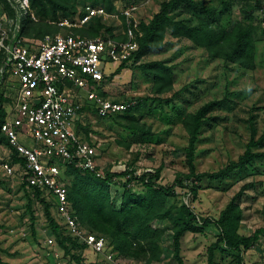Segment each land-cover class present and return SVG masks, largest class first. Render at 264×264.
Instances as JSON below:
<instances>
[{"label": "rangeland", "instance_id": "374dc122", "mask_svg": "<svg viewBox=\"0 0 264 264\" xmlns=\"http://www.w3.org/2000/svg\"><path fill=\"white\" fill-rule=\"evenodd\" d=\"M117 10L136 3L135 18L148 22L166 0H111ZM206 6L215 5L214 0H195ZM9 0L19 22L24 17L22 7L28 8V2ZM84 2L76 0L77 10ZM182 12V11H178ZM191 23L200 13L190 9L175 13L174 16ZM260 33L255 40L253 70L226 63L220 59H209L203 49L195 47L187 39H177L167 33L164 45L141 57L136 63L131 60L119 73L113 75L115 65L107 67L106 79L97 88L99 96L112 101H123L132 106L133 123L140 131L124 129L116 119H102L96 116L91 103L79 95L82 104L75 122L79 138L90 144L96 151V162L102 172L120 173L135 170L136 175L160 169L158 183L164 186L174 184L175 179L183 181L187 173L184 148L187 145V133L182 119L187 113L195 112L207 101L229 96L230 105L213 111L201 128L195 150L196 172H213L225 166L229 161L241 155L250 139L252 122L257 139L264 129V24L258 12L253 13ZM240 18L238 7L223 15L220 23H212L216 29L230 28ZM14 18L0 0V36L3 31L9 34L10 23ZM75 20V17L70 18ZM60 21V20H59ZM114 32H120L117 21L106 22ZM67 33L60 28L56 34ZM4 56L0 50V56ZM151 61H162L173 66L174 79L172 90L156 95L152 91V79L146 76L138 66ZM16 79L7 76L0 91L8 99L3 106L7 116H12V102L15 96ZM156 98H159L157 100ZM121 122V121H120ZM148 131L150 133H148ZM147 132V133H146ZM25 146L33 144L32 139L19 136ZM253 151H264L254 148ZM7 163L13 168L12 175H6L2 165ZM22 167L11 160V151L0 146V261L7 264H76L73 257H79L83 264H137L129 258H116L106 261L89 249L65 243L66 250L59 246L52 235L44 214V204L50 206L52 218L61 227L62 236H69L63 222L48 194L39 197L22 185ZM141 191L139 183H127L126 178H114L109 187L115 207H118L119 194L124 185ZM184 187H175L176 195L169 199L170 204H185L199 218H207L212 223L204 229V234L186 232L181 240L180 256L183 264H208L207 248L218 235L214 221L220 211L243 185H249L239 198L242 209L238 233L251 236L257 229L264 228V159L255 160L245 169L233 172L223 181L202 179L197 196L189 193L191 183ZM40 200H43L41 202ZM51 203L52 205H50ZM165 228L162 239L160 261L146 264H177L172 254L171 232L165 222L158 223ZM52 239V243L46 241ZM144 262V260H142ZM140 261V262H142ZM1 264V263H0ZM212 264H264V233L250 247L239 251L228 250L214 252Z\"/></svg>", "mask_w": 264, "mask_h": 264}, {"label": "trees", "instance_id": "16d2710c", "mask_svg": "<svg viewBox=\"0 0 264 264\" xmlns=\"http://www.w3.org/2000/svg\"><path fill=\"white\" fill-rule=\"evenodd\" d=\"M22 1L18 0L19 5ZM82 1L84 4L89 3L92 6L101 5L109 12L118 11L111 0ZM1 2L9 16L14 18L16 14L14 9L9 7V0H1ZM27 2L28 8H21L24 17L16 35L18 38L36 41L45 35H56L60 28L67 29V33L71 31L86 37H95L98 34L114 36L113 30L99 18H93L81 28L68 29L58 26L57 23L61 19L73 18L78 14L82 15V12L76 8V0H27ZM214 2L215 5L206 6L195 0L163 1L159 11L148 22L140 21L141 36L137 40L138 51L132 59L116 66L112 74L119 73L131 60L136 63L147 53L161 49L167 33H170L173 38L189 40L195 47L203 49L209 59H220L243 69L253 70L255 67V40L260 33V27L255 23L253 13L254 11L258 12L260 8L259 0H214ZM235 6L239 9L240 18L229 29L225 27L216 29L212 26V23H220L221 17L229 14ZM190 9L200 13L194 23L177 18L181 14L174 16L175 13L186 12ZM138 68L152 79V91L156 95L172 90L173 66L162 61H151L140 64ZM7 76L9 75L7 68H4V56L1 55L0 87ZM105 79L106 77L103 81ZM156 99L159 100V98ZM5 102H8V99L4 98L0 91V128L7 117L6 109L3 106ZM229 105V96L226 94L221 99L207 101L195 112L187 113L183 117L181 123L187 133L184 156L188 171L183 175V181L177 178L174 184L170 186L158 183L161 168L140 175H136L135 170H125L117 174L107 170L104 172L103 178H98L93 173L66 164L63 182L67 190V199L73 215L76 216L81 227L96 236H103L107 247L116 254V257L152 263L160 261L163 253L162 239L165 228L160 227L158 223L165 222L167 229L171 232L172 254L177 264H183L180 251L184 234L190 232L203 235L204 229L212 222L207 218H199L185 204H170L169 199L176 195L175 187H184V183H191L189 193L193 198H196L198 186L195 183L202 179L223 181L233 172L245 169L255 160L264 159V151H253L254 148L263 147L264 129L262 134L255 139L256 130L250 122V139L244 152L236 160L229 161L217 171L196 172L194 160L200 130L210 120L209 115L213 111L227 108ZM131 109L132 106L129 105L124 112L102 119H116L124 129L140 131L139 127L131 123L133 119ZM148 133L150 132L148 131ZM1 145L10 149L12 162L23 167V160L0 130ZM116 177L126 178L128 184L136 182L142 186L141 191H135L125 184L120 194L118 207H115L109 191V187L114 185V178ZM22 185L29 188L25 180H23ZM248 186L246 184L240 188L220 211L217 220L214 221L218 235L216 240L207 248L208 264H212L216 250L225 253L228 250L246 249L257 241L260 234L264 233V228L257 229L251 236H243L238 233L242 218V209L238 201ZM30 189L36 197L42 194L37 189ZM40 201L43 202V200ZM44 214L51 233L60 247L66 250L65 243L70 242L73 246L78 245L87 249L72 237L62 236L61 227L52 218L50 206L47 204H44ZM73 259L76 264H83L79 257H73ZM0 263L7 264L1 261Z\"/></svg>", "mask_w": 264, "mask_h": 264}, {"label": "built area", "instance_id": "2783aa9c", "mask_svg": "<svg viewBox=\"0 0 264 264\" xmlns=\"http://www.w3.org/2000/svg\"><path fill=\"white\" fill-rule=\"evenodd\" d=\"M259 2L258 14L264 24V0ZM137 9V4L133 3L109 12L101 5L85 3L80 10L82 15L57 23L72 29L86 26L93 18L105 23L117 21L121 29L118 33L113 31L114 36L86 37L69 31L28 41L16 37L20 30L17 15L10 23L9 34L3 31L0 36L4 68L16 79L13 114L6 117L0 130L24 162L22 180L27 187L50 196L70 237L108 262L121 257H116L107 247L103 236L81 227L67 199L63 176L65 165L71 164L98 178L104 177L97 166L95 148L82 141L76 131L75 122L82 107L78 97L83 93L99 118L120 114L129 107L126 102L99 96L97 88L108 75L109 65L118 66L132 59L138 51L141 32L140 21L135 18ZM19 136L32 139L33 144L23 145ZM2 168L6 175L13 174V168L7 163ZM46 242L51 244L52 239Z\"/></svg>", "mask_w": 264, "mask_h": 264}, {"label": "crops", "instance_id": "0c3cea01", "mask_svg": "<svg viewBox=\"0 0 264 264\" xmlns=\"http://www.w3.org/2000/svg\"><path fill=\"white\" fill-rule=\"evenodd\" d=\"M119 198H120V194H119Z\"/></svg>", "mask_w": 264, "mask_h": 264}]
</instances>
